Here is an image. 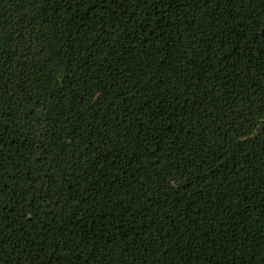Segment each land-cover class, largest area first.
Wrapping results in <instances>:
<instances>
[{
	"label": "trees",
	"instance_id": "1",
	"mask_svg": "<svg viewBox=\"0 0 264 264\" xmlns=\"http://www.w3.org/2000/svg\"><path fill=\"white\" fill-rule=\"evenodd\" d=\"M0 264H264V0H0Z\"/></svg>",
	"mask_w": 264,
	"mask_h": 264
}]
</instances>
